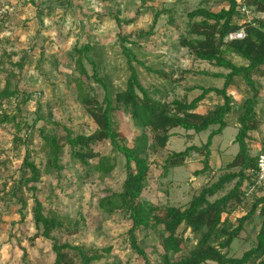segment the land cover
Masks as SVG:
<instances>
[{
    "label": "rangeland",
    "instance_id": "1",
    "mask_svg": "<svg viewBox=\"0 0 264 264\" xmlns=\"http://www.w3.org/2000/svg\"><path fill=\"white\" fill-rule=\"evenodd\" d=\"M202 1L0 0V15L4 12L9 14L7 23L0 30V60H5V67L0 68V88H3L9 72L21 74L15 64L26 55L31 56L19 84L20 91L30 95V99L24 104L21 99L12 98L5 102V110L9 115L21 114L29 122L39 116L42 119L39 126L48 121L57 122L71 128L75 134H93L96 127L78 103L74 89L73 78L79 75L74 61L76 44L93 46L91 61L97 65L100 75L108 80L116 94L125 90L129 75L128 62L121 46L122 39L126 40L124 46L132 52L133 65L142 85L154 92L157 98L167 102L183 97L190 100L200 93H188V88H222L223 81L220 79L184 73L188 70L218 71L206 62L197 61L179 45V38L187 29V14L198 8ZM205 6L217 12L227 8L228 4L226 0H209ZM158 14L160 16L156 20ZM116 17L123 22L122 26L117 25ZM253 17L254 13L250 11L249 20ZM43 54L44 59L41 60ZM233 61L239 65L245 64L238 58ZM85 65L92 76L93 64L86 62ZM161 74L171 76L178 84L173 79H165ZM92 86L102 98V89L94 82ZM257 87L260 94L256 112L261 126L258 131L249 133L248 146L253 157L264 150V79H257ZM229 94L234 110L226 118L227 129L214 140L211 172L195 176L203 168L200 155L192 157L185 166L164 172V162L169 155L182 152L192 145H204L210 134L193 135L182 129L174 130L166 150L150 158L154 163L144 195L145 201L158 207H184L204 184L217 181L225 172V167L239 151L236 137L243 113L242 106L252 96L241 80L230 89ZM221 102L220 97L212 94L200 105L199 112L205 114ZM112 121L115 131L120 133L126 145L131 146L139 133L130 115L125 110L114 111ZM46 127L52 129L51 125ZM21 136H24V132ZM188 136H193L192 140L189 141ZM14 137L12 127H0V197L6 199L0 200V264H53V242L42 237L34 239L37 230L33 222L32 194L24 189L19 195L27 205L24 209L25 219L22 220V204L16 198L9 200L5 197L6 191H3L5 183L10 186L12 180L20 178L25 154L24 149L14 150ZM41 145L40 138L36 136L32 154L42 174L40 183L36 185V196L44 204L47 213L54 211L65 222L74 223L69 232H57L54 238L61 244L86 248L103 250L111 247V262L121 260L122 264H144L130 248L129 221L118 215L105 219L98 207L99 199L105 195L104 191H122L126 178L124 157L114 153L110 143L95 146V151L101 156L116 157L114 172L107 178H101V164L98 161L91 162L93 171L85 172L71 160L67 148L62 158L64 171L57 178V173H48L46 170L47 161ZM85 175H88L86 183L83 178ZM232 186H228L226 192ZM243 190L247 192L246 205H252L256 199L264 196V192L250 194L246 186ZM236 208L237 203L232 200L228 205L230 229L235 228L237 219L248 211H238ZM262 220L258 212L230 249L221 250L217 240H213L212 244L223 254L241 257L255 245ZM143 237L140 235V245L152 261L157 259L162 253L163 230L159 228L150 232L146 241L141 240ZM32 239L35 241L32 242Z\"/></svg>",
    "mask_w": 264,
    "mask_h": 264
},
{
    "label": "trees",
    "instance_id": "2",
    "mask_svg": "<svg viewBox=\"0 0 264 264\" xmlns=\"http://www.w3.org/2000/svg\"><path fill=\"white\" fill-rule=\"evenodd\" d=\"M208 1L203 0L198 8L187 14V29L180 36L179 45L197 61L206 62L218 70L217 72L188 70L184 73L220 79L223 81V87L188 88V93L201 92L191 101L183 97L167 102L163 98L155 97L154 92L145 88L133 65L132 52L124 46L125 39H122L121 46L128 62L129 75L125 90L116 94L108 80L100 75L97 65L91 61L93 46L76 44L74 61L79 75L73 78L74 89L78 103L96 127L91 135L75 134L71 128L57 122L48 121L39 126L42 122L39 116L34 118L33 122H29L23 119L21 114L9 115L4 108L5 102L19 98L25 104L30 99V95L20 91L19 84L23 69L31 56L26 55L15 64L21 74L9 72L3 88H0V127L10 126L14 129L13 148L24 149L25 154L20 168V178L12 180L10 186L5 183L3 191H6L5 197L9 200L16 198L22 204V220L25 219L24 209L27 205L19 195L24 189L32 194L33 222L37 230L34 239L42 237L53 242L52 250L55 255L53 264H122V262L121 260L111 262L113 253L111 247L103 250L86 248L61 244L54 238L57 232H69L74 223L65 222L54 211L47 213L44 204L36 196L38 192L36 185L40 183L42 177L32 154L35 150L33 145L36 136L40 138L42 151L45 152L46 170L48 173H57V178H60L64 171L62 158L67 148L71 160L83 171H93L91 162L98 161L101 164L99 171L101 178H107L114 172L116 157L101 156L95 151V146L110 143L112 151L124 157L126 178L122 191L116 192L111 189L104 191L105 195L99 199L98 207L105 219L118 215L129 221L130 248L144 264H264V196L256 199L252 205H246L247 192L243 190L246 186L249 191L256 183L258 156L250 155L248 140L249 133L258 131L261 126L256 107L260 94L257 79H264V0H226L228 7L217 12L205 6ZM243 8L253 12L254 17L249 20L242 12ZM8 15L7 12L0 15V30L7 23ZM258 15L262 17H257ZM159 16L158 14L156 20ZM115 21L118 26H122L123 22L118 17ZM241 31L245 33L243 39L228 41L230 35ZM235 58L243 60L245 64L235 63L233 61ZM42 59L44 54L41 56ZM4 61L0 60V68L5 67ZM86 62L93 64L92 76L88 73ZM161 75L165 79H173L167 74ZM238 80L247 86L252 96L247 98L242 106L243 113L239 119L240 127L236 137L239 151L233 161L225 167V172L217 181L204 184L184 207L171 205L158 207L145 201L144 195L149 186L151 166L154 163L150 158L166 150L174 130L182 129L186 133L192 132L193 135L206 132L210 134L204 145H192L182 152L169 155L164 162V172L185 166L195 155L203 158L201 162L203 168L196 172L195 176L211 172L212 146L214 140L222 136L228 127L226 118L234 110L229 91ZM174 81L178 84L177 80ZM92 82L102 89V98L96 93ZM212 94L220 97L222 102L205 114L197 112L200 105ZM119 110H125L130 115L139 133L131 146L126 145L120 133L114 129L112 113ZM47 125H51L52 129L46 127ZM23 132L24 136H21ZM192 137L188 136L189 141ZM3 166L5 167V162ZM88 175L83 176L84 183L87 182ZM232 184V188L226 192L227 187ZM224 192H226L224 195L219 196ZM262 192L264 189L259 188L256 194ZM1 199L6 200L3 197H0ZM232 200L237 203L236 210L248 211L237 219V226L230 229L228 205ZM258 212L263 220L255 245L241 257L223 254L221 250L230 249L234 242L241 238L247 223L253 221ZM159 228L164 233L162 253L152 261L140 245V235L144 236L141 240L146 241L149 233ZM213 240L220 242L221 250L212 244Z\"/></svg>",
    "mask_w": 264,
    "mask_h": 264
},
{
    "label": "built area",
    "instance_id": "3",
    "mask_svg": "<svg viewBox=\"0 0 264 264\" xmlns=\"http://www.w3.org/2000/svg\"><path fill=\"white\" fill-rule=\"evenodd\" d=\"M242 12L246 14V16L250 15V11L247 8H243ZM245 37L244 31H241L237 34H232L229 36L228 41L237 40V39H243ZM256 180H255V186L250 187L249 193L253 194L256 193L257 190L264 189V152L258 155V161H257V169L255 172Z\"/></svg>",
    "mask_w": 264,
    "mask_h": 264
},
{
    "label": "crops",
    "instance_id": "4",
    "mask_svg": "<svg viewBox=\"0 0 264 264\" xmlns=\"http://www.w3.org/2000/svg\"><path fill=\"white\" fill-rule=\"evenodd\" d=\"M217 72V71H216ZM196 92H199V93H201L200 91H196ZM194 93V92H193ZM200 94H198L197 96H199ZM197 96H195V97H197ZM194 99V98H193ZM193 99H190L189 101H191V100H193ZM197 112H199V109H198V111ZM200 113V112H199ZM201 114V113H200Z\"/></svg>",
    "mask_w": 264,
    "mask_h": 264
}]
</instances>
